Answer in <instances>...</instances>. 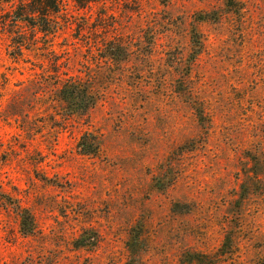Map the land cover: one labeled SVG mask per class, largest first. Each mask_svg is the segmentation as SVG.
<instances>
[{"label":"rangeland","instance_id":"rangeland-1","mask_svg":"<svg viewBox=\"0 0 264 264\" xmlns=\"http://www.w3.org/2000/svg\"><path fill=\"white\" fill-rule=\"evenodd\" d=\"M19 3L0 0V264H264V0H62L55 33L15 36Z\"/></svg>","mask_w":264,"mask_h":264},{"label":"trees","instance_id":"trees-1","mask_svg":"<svg viewBox=\"0 0 264 264\" xmlns=\"http://www.w3.org/2000/svg\"><path fill=\"white\" fill-rule=\"evenodd\" d=\"M79 6L86 0H74ZM62 6V0H20V3L16 6L13 11L14 17L10 19H5L3 22L4 29L11 33L13 32L15 36L18 31V27L21 25H31L32 33L41 31L44 34H53L57 28L56 23L50 20V14L58 13ZM12 22L11 28H9V22ZM10 30V31H9ZM19 32V31H18ZM18 49L20 52L19 56L22 54V44L18 43ZM60 101L67 105L69 112L72 115L75 114H85L88 109L92 108L95 104V99L92 94H89L86 87L80 84L79 81L67 80L62 85L59 91ZM86 146V143L83 145ZM29 228V227H27ZM24 233H30V230L24 229Z\"/></svg>","mask_w":264,"mask_h":264}]
</instances>
